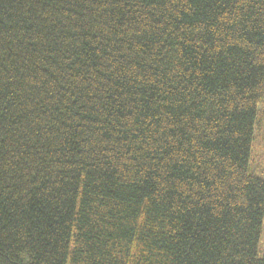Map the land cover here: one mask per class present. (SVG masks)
Masks as SVG:
<instances>
[{
	"label": "trees",
	"instance_id": "16d2710c",
	"mask_svg": "<svg viewBox=\"0 0 264 264\" xmlns=\"http://www.w3.org/2000/svg\"><path fill=\"white\" fill-rule=\"evenodd\" d=\"M264 0H0V264H264Z\"/></svg>",
	"mask_w": 264,
	"mask_h": 264
},
{
	"label": "rangeland",
	"instance_id": "374dc122",
	"mask_svg": "<svg viewBox=\"0 0 264 264\" xmlns=\"http://www.w3.org/2000/svg\"><path fill=\"white\" fill-rule=\"evenodd\" d=\"M250 171L264 180V100L258 107L250 156ZM259 256L264 258V227L259 242Z\"/></svg>",
	"mask_w": 264,
	"mask_h": 264
}]
</instances>
